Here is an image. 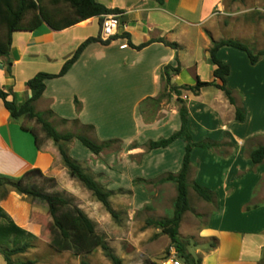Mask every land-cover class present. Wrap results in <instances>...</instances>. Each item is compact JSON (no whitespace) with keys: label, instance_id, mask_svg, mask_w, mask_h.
Masks as SVG:
<instances>
[{"label":"crops","instance_id":"0c3cea01","mask_svg":"<svg viewBox=\"0 0 264 264\" xmlns=\"http://www.w3.org/2000/svg\"><path fill=\"white\" fill-rule=\"evenodd\" d=\"M95 1L119 12L117 35L109 44L90 43L65 75L46 80L34 107L36 113L50 115L52 123L89 129L85 136L95 143L117 141L99 155L77 139L63 146L87 174L111 192L110 203L118 217L113 219L71 175L55 142L25 126L24 119L14 120L3 100L0 178L32 182L47 193L73 198L123 264H145L143 259L173 264L175 250L162 258L159 246L162 240L168 246L170 239H153L160 229L135 234L134 228L141 226L135 225L133 215L149 207L150 189L155 185L160 192H171L168 211L173 210L176 186L159 180L180 172L187 143L177 139L153 150L148 144L181 129L180 109L184 107L192 142L212 147L194 146L190 152V210L183 215L179 237L190 242L186 250L201 258V264H264V161L255 165L251 159V153L264 146V58L253 65L245 52L231 47L218 51V58L230 67L227 87L233 92L234 104L214 85L198 93L181 89L198 81L221 84L214 76L210 50L214 42L224 39L218 15L228 0ZM49 6L51 11L71 14L68 6L65 11L60 5ZM105 16L63 30L43 23L33 31L14 33L9 58L0 56V88L10 94L9 100L17 107L30 100L36 92L28 82L40 73L58 75L85 41L100 36ZM168 66L180 68L171 74V85L178 92L166 87L162 78ZM237 109L244 111L243 121L236 119ZM139 179L152 183L135 184ZM194 183L212 191V202L197 195ZM0 208L16 227L35 237L24 238L22 243L39 240L50 244L51 264H81L86 258L95 264L89 260L93 253L75 255L56 228L47 202L3 187ZM120 212L127 217L122 219ZM110 228L118 237L109 236ZM0 264H7L1 254Z\"/></svg>","mask_w":264,"mask_h":264},{"label":"trees","instance_id":"16d2710c","mask_svg":"<svg viewBox=\"0 0 264 264\" xmlns=\"http://www.w3.org/2000/svg\"><path fill=\"white\" fill-rule=\"evenodd\" d=\"M49 2L53 5H67L71 10V14L66 16L60 11H51ZM118 11L109 10L104 6L98 4L95 0H0V56L9 58L10 50L13 42V34L21 31H33L43 23L48 24L54 30H63L65 28L74 26L82 21H85L94 16H104L109 14H117ZM115 38V37H114ZM113 40V38H112ZM109 41H103L101 37L90 38L85 41L75 52L73 57L68 60L63 66L58 75H50L40 73L28 82V86L35 90V95L28 100L21 107L9 100L10 94L0 88V100L4 101L6 109L10 112L14 120H19L22 117L28 119H35L42 125V130L51 138L61 153L64 165L68 168L74 178L80 180L85 187L93 193V196L103 204L107 212L116 219L117 213L113 210L110 197L111 192L103 189L94 178L87 174L80 164L73 160L63 144H66L74 139L79 140L86 148L91 150L94 154L99 155L103 149L117 141H109L107 143L98 144L86 136H74L72 134L61 135L54 127L44 120L41 114L36 113L34 103L41 98L45 90V81L65 75L72 65L79 59L84 49L92 42H100L102 44H109ZM222 47H231L242 52H245L251 64H257L260 59L264 58V50L258 51L254 54L253 51L244 43L237 40H221L214 42L210 50L213 63L215 65L214 76L221 81V84L208 83L198 81L195 86H183L181 89L198 93L201 88L214 85L221 89L229 101L234 104L233 92L227 87V78L230 74V67L228 64L221 61L217 53ZM8 70L10 71L12 62L8 59ZM180 68H173L168 66L163 71V80L166 87H170L171 91L178 92L179 88L171 85V74L178 73ZM182 119L181 129L167 139L150 142L148 148L150 150L164 148L170 145L177 139H183L187 143L186 154L184 157L183 167L176 175L169 174L163 177L159 182H172L176 185L177 199L175 203V210L173 216L168 219L153 220L148 219L146 227H156L162 230V233L169 237L171 243L175 245L178 251L179 258L184 261V264H201L202 259L196 258L188 253L183 244L179 240V227L183 215L190 210V203L188 198V172L190 168V152L194 146L205 149H210V143H193L187 127V110L184 107L180 109ZM245 118L244 111L237 109L236 119L243 121ZM252 162L261 164L264 161V146L257 148L251 153ZM21 181H10L0 178V188H11L20 194L31 197L40 198L48 203L56 228L59 230L62 238L69 242L75 255H88L101 248L106 258L111 264H123V261L115 255L111 247L104 241L103 238L97 235L94 223L89 217L78 207L72 206L70 202L61 194H50L40 189L37 186L23 187ZM135 184L152 183L144 180H135ZM194 191L197 195L206 202H212L213 193L209 189L203 187L198 183L193 185ZM0 220L5 221V224H0V254L4 256L7 263L10 262V256L14 254L25 253L31 245L27 242L22 243V239L31 238L34 236L26 233L14 225L12 220L0 208ZM11 245L12 247H10ZM81 264H89L82 260ZM149 264H158L152 262Z\"/></svg>","mask_w":264,"mask_h":264},{"label":"rangeland","instance_id":"374dc122","mask_svg":"<svg viewBox=\"0 0 264 264\" xmlns=\"http://www.w3.org/2000/svg\"><path fill=\"white\" fill-rule=\"evenodd\" d=\"M47 4L49 5V2ZM66 7L67 5H61V8L64 11ZM218 18L220 21L218 27L222 31V36L224 37L223 40L232 39V40L240 41L246 44L251 49V51H253L254 54L258 53L260 49L264 50V0H228L226 2L225 8L222 11V14L218 15ZM42 117L44 118V120L49 122L54 127V129L61 135L72 134L74 136H79V135L85 136L88 134L87 130L89 129L85 130L86 128L83 129V127H79L77 124L64 123L63 125H61L58 123L50 122V115L49 116L42 115ZM21 119H24L23 123L25 126L32 127L34 130H39L44 133V131L42 130V125L38 123L35 119H28L27 117H22ZM159 183H163V182H159ZM21 186L32 187L34 185L32 184V182H25L22 183ZM157 188L158 185H155L150 189L152 194V202L149 205V207L133 215V220L135 221V225L141 226V228L140 227L134 228L135 234H138V232L145 230L147 228H150L151 230L159 229L153 226L146 227V222L148 219L161 220V219H168L173 216L177 197L176 199L171 200L173 201L172 204L173 210L168 211V209L171 206V203H169L171 192L168 190L165 192H160ZM188 190H189V184H188ZM62 196L66 197V199L70 202L72 206H75L74 205L75 200L73 198L64 195ZM192 198L193 197H191V199ZM124 215L125 214H123V212L119 213L120 217ZM126 217L124 216L121 218L123 219ZM108 232L111 238L118 237L114 233L112 228H110ZM160 236H166L165 234L162 233V230L160 234H154L153 239L158 240ZM178 238L183 244L184 248L186 249L187 245L190 244V242L185 241V239H181L179 236ZM29 244L34 247V250L28 249L25 253L11 255L10 262L7 264H49L50 263L51 259L49 254H51L52 252L50 244L40 242L39 240H34V241L32 240V242H30ZM9 246L12 247L11 245ZM159 246L162 248L163 251L162 253L163 256H161L162 258L170 257L171 251L172 249H174L176 252V259L178 260L179 254L178 251L176 250L175 245L170 243L167 246V244L162 240ZM100 250L102 254H99ZM92 253L89 260L92 261L93 263L106 264L105 263L106 260L107 262H109V264H111V262L104 255L101 248L98 249V251L96 250V254L94 252ZM102 255L105 258V260L102 259ZM82 258L84 259L86 258V256H83ZM157 259L160 260L159 258ZM85 261H88V258H86ZM143 262L145 264L151 263L150 260L148 259H143Z\"/></svg>","mask_w":264,"mask_h":264},{"label":"built area","instance_id":"2783aa9c","mask_svg":"<svg viewBox=\"0 0 264 264\" xmlns=\"http://www.w3.org/2000/svg\"><path fill=\"white\" fill-rule=\"evenodd\" d=\"M120 20L119 15H106L101 26L100 37L103 41H109L114 38L119 30ZM173 264H181L179 260L173 261Z\"/></svg>","mask_w":264,"mask_h":264}]
</instances>
